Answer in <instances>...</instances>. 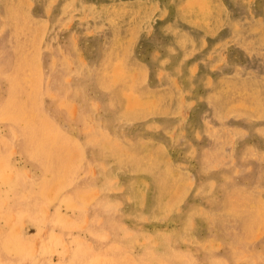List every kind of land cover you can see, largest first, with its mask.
I'll use <instances>...</instances> for the list:
<instances>
[{
    "label": "rangeland",
    "instance_id": "1",
    "mask_svg": "<svg viewBox=\"0 0 264 264\" xmlns=\"http://www.w3.org/2000/svg\"><path fill=\"white\" fill-rule=\"evenodd\" d=\"M0 200V264H264V0H0Z\"/></svg>",
    "mask_w": 264,
    "mask_h": 264
},
{
    "label": "bare ground",
    "instance_id": "2",
    "mask_svg": "<svg viewBox=\"0 0 264 264\" xmlns=\"http://www.w3.org/2000/svg\"><path fill=\"white\" fill-rule=\"evenodd\" d=\"M170 1V0H169ZM113 2V1H112ZM149 3V2H148ZM88 4V3H87ZM41 5V4H40ZM185 6V5H184ZM205 8V7H204ZM203 8V9H204ZM208 9V8H207ZM167 10V9H166ZM251 12V11H250ZM92 16V15H91ZM76 19V18H75ZM147 20V19H146ZM164 20V19H163ZM98 24V23H97ZM53 28V27H52ZM168 33V32H167ZM95 34V33H94ZM154 34V33H153ZM165 45V44H164ZM214 54V53H213ZM20 55V54H19ZM171 56V55H170ZM176 56V55H175ZM165 58V57H164ZM138 61V60H137ZM140 62V61H139ZM154 65V64H153ZM183 66H181V68H182ZM217 68V67H216ZM115 69V68H114ZM25 71V70H24ZM116 71V70H115ZM114 71V72H115ZM159 73V72H158ZM184 76V75H183ZM185 82V81H184ZM116 99V98H115ZM130 105V104H129ZM21 107V106H20ZM19 107V108H20ZM23 107V106H22ZM138 107V106H137ZM129 108V107H128ZM29 110H30V108H29ZM28 110V111H29ZM20 111V110H19ZM184 111V110H183ZM16 118V117H15ZM45 120V119H44ZM16 122V121H15ZM47 122V121H46ZM33 123V122H32ZM180 123V122H179ZM48 124V123H47ZM155 130V129H154ZM47 133V132H46ZM24 134V133H23ZM44 135V134H43ZM32 140V139H31ZM46 144V143H45ZM53 145V144H52ZM57 145V144H56ZM49 146V145H48ZM47 146V147H48ZM48 148H50V147H48ZM55 155V154H54ZM111 155V154H110ZM57 162V161H56ZM118 162V161H117ZM141 170V169H140ZM141 172V171H140ZM186 172V171H185ZM21 180H19V182H20ZM40 181V180H39ZM12 182H14V181H12ZM18 182V181H17ZM131 184V183H130ZM27 185V184H26ZM48 186H46V188H47ZM30 188H31V186H30ZM26 189V188H25ZM148 189V188H147ZM132 190V189H131ZM134 190V189H133ZM132 190V191H133ZM142 190V189H141ZM165 190V189H164ZM140 191V190H139ZM166 191V190H165ZM149 192H150V190H149ZM139 193V192H138ZM147 193V192H146ZM130 194V193H129ZM143 194V193H142ZM134 195V194H133ZM158 196V195H157ZM132 197V196H131ZM38 199V198H37ZM137 199H138V194H137ZM136 199V200H137ZM176 199H178V198H176ZM35 200V199H34ZM70 200V199H69ZM156 200V199H155ZM1 201V200H0ZM36 201V200H35ZM55 201H57V200H55ZM40 202V201H39ZM153 202V201H152ZM157 202V201H156ZM161 203V202H160ZM169 203V202H168ZM171 203V202H170ZM169 203V204H170ZM175 203V202H174ZM38 204V203H37ZM137 204V203H136ZM172 204V203H171ZM89 206V205H88ZM161 207H162V205H160ZM53 207V206H52ZM151 207V206H150ZM174 207V206H173ZM173 207H171V209L173 208ZM40 208V207H39ZM157 208V207H156ZM155 208V209H156ZM175 208V207H174ZM150 209V208H149ZM162 209V208H161ZM41 210V209H40ZM157 210V209H156ZM159 210V209H158ZM155 211V210H154ZM160 211V210H159ZM161 212V211H160ZM149 213V212H148ZM158 213V212H157ZM197 213V212H196ZM165 214V213H164ZM230 215V214H229ZM156 216V215H155ZM157 216H159V215H157ZM202 216V215H201ZM152 217H153V215H152ZM229 217V216H228ZM199 218V217H198ZM24 219V218H23ZM204 219V218H203ZM206 221V220H205ZM21 224V223H20ZM37 226H38V224H37ZM36 226V227H37ZM47 232V231H46ZM192 232V231H191ZM48 235V234H47ZM192 236V235H191ZM193 238V237H192ZM207 239V238H206ZM193 240V239H192ZM1 241V240H0ZM36 242V241H35ZM204 243H206V242H204ZM3 244V245H2ZM36 244V243H35ZM37 245V244H36ZM49 245V244H48ZM201 245V244H200ZM209 245V244H208ZM46 246V245H45ZM51 247H52V245H51ZM166 247V246H165ZM37 248V247H36ZM38 248H39V246H38ZM24 249H28L27 248V246H26V244L24 243V242H21V241H16L15 243H13V240L12 241H10V242H8L6 239H3L2 238V243H1V255L3 254V252H7V251H10V255L12 256V257H18V256H21V255H23L24 254V252L26 251V250H24ZM38 252V251H37ZM41 252V251H40ZM43 252H44V248H43ZM42 253V252H41ZM41 253H40V255H41ZM6 256V255H5ZM7 257V256H6ZM47 259V258H46ZM9 260V259H8ZM43 261V260H42ZM47 261V260H46ZM9 262H11L10 260H9ZM38 263V262H37ZM44 263V262H43ZM28 264V263H27ZM67 264H90V262H87V257H86V255H84L82 252H81V250H76L75 251V253L73 254V257H72V261L71 262H69V263H67Z\"/></svg>",
    "mask_w": 264,
    "mask_h": 264
}]
</instances>
